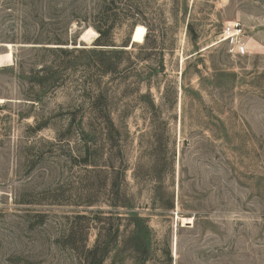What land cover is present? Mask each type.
Masks as SVG:
<instances>
[{
  "label": "rangeland",
  "instance_id": "rangeland-1",
  "mask_svg": "<svg viewBox=\"0 0 264 264\" xmlns=\"http://www.w3.org/2000/svg\"><path fill=\"white\" fill-rule=\"evenodd\" d=\"M97 234L99 264H264V0H0V264Z\"/></svg>",
  "mask_w": 264,
  "mask_h": 264
},
{
  "label": "trees",
  "instance_id": "trees-1",
  "mask_svg": "<svg viewBox=\"0 0 264 264\" xmlns=\"http://www.w3.org/2000/svg\"><path fill=\"white\" fill-rule=\"evenodd\" d=\"M96 31L99 34V37L96 40V43H98L97 46L109 47L107 45H103V44H105L107 42V41H105V38L107 36V31H105V30H103L101 28H96ZM147 31H150V29L148 28ZM56 50H58V52H63L62 49H56ZM104 53L105 52H103L102 54H104ZM108 53L113 54L114 52H108ZM100 218L101 217L99 215H97V216H94L92 219L99 222ZM134 220H135V222H139V223L142 221V219L138 218L137 216L134 217ZM117 232H118V230L115 232L116 233L115 236H117ZM131 235L132 236L138 235L137 226H136V230L132 231ZM70 238H71V235H69V234H67L66 237H65V239L66 240L68 239V241L70 240ZM112 240H113V236L111 238V241ZM109 241L110 240L107 239V236L102 235V234H97L96 240H95L93 246L91 248H86L85 247L84 250L82 251V260L83 261L91 260L90 264H99V263H101L108 256V249H109V245H110ZM166 254L169 257V251H167ZM169 260H170V257H169Z\"/></svg>",
  "mask_w": 264,
  "mask_h": 264
},
{
  "label": "built area",
  "instance_id": "built-area-1",
  "mask_svg": "<svg viewBox=\"0 0 264 264\" xmlns=\"http://www.w3.org/2000/svg\"><path fill=\"white\" fill-rule=\"evenodd\" d=\"M220 42L232 57L247 55V47L243 39V27L240 23L225 25L220 34Z\"/></svg>",
  "mask_w": 264,
  "mask_h": 264
},
{
  "label": "bare ground",
  "instance_id": "bare-ground-1",
  "mask_svg": "<svg viewBox=\"0 0 264 264\" xmlns=\"http://www.w3.org/2000/svg\"><path fill=\"white\" fill-rule=\"evenodd\" d=\"M145 34H146V29L141 25H137L133 31V35L131 39L132 45L133 44H143L145 41V36H146ZM95 37H97L96 33H94L92 30H87L85 33H83L80 36V42L85 43V44L86 43L90 44L91 42H93L92 39ZM181 221L183 224H187V225L192 223V219H187V218H182Z\"/></svg>",
  "mask_w": 264,
  "mask_h": 264
},
{
  "label": "water",
  "instance_id": "water-1",
  "mask_svg": "<svg viewBox=\"0 0 264 264\" xmlns=\"http://www.w3.org/2000/svg\"><path fill=\"white\" fill-rule=\"evenodd\" d=\"M101 48H103V49H107V48H105V47H101ZM109 49V48H108Z\"/></svg>",
  "mask_w": 264,
  "mask_h": 264
}]
</instances>
